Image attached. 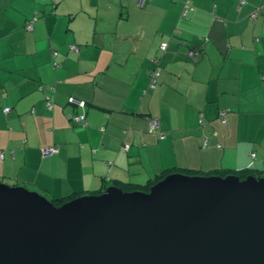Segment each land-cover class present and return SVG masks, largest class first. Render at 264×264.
Here are the masks:
<instances>
[{
	"label": "crops",
	"instance_id": "obj_1",
	"mask_svg": "<svg viewBox=\"0 0 264 264\" xmlns=\"http://www.w3.org/2000/svg\"><path fill=\"white\" fill-rule=\"evenodd\" d=\"M218 168L264 175V0H0V182L55 199Z\"/></svg>",
	"mask_w": 264,
	"mask_h": 264
},
{
	"label": "water",
	"instance_id": "obj_2",
	"mask_svg": "<svg viewBox=\"0 0 264 264\" xmlns=\"http://www.w3.org/2000/svg\"><path fill=\"white\" fill-rule=\"evenodd\" d=\"M0 264H264V176L172 172L60 205L0 182Z\"/></svg>",
	"mask_w": 264,
	"mask_h": 264
},
{
	"label": "trees",
	"instance_id": "obj_3",
	"mask_svg": "<svg viewBox=\"0 0 264 264\" xmlns=\"http://www.w3.org/2000/svg\"><path fill=\"white\" fill-rule=\"evenodd\" d=\"M79 48V47H78ZM165 49V48H164ZM79 51V50H78ZM190 54V53H189ZM191 57H192V59H195V60H197V58H198V56L197 55H190ZM155 60H157V59H155ZM157 62V61H156ZM170 170V169H169ZM176 172L175 170H170V171H164L161 175H157V177H155L154 179H152V180H150L147 184H145V185H135V184H132V185H123V184H120V186L119 185H117V186H119V187H121V188H123L124 190H137V189H141V190H146V191H148L149 190V188L151 187V185H153L154 183H156L158 180H160L161 178H163V177H165L167 174H170V173H172V172ZM190 171V170H189ZM179 172H181V171H179ZM195 172H197V171H195ZM182 173H185V172H182ZM191 173V172H190ZM206 173H209V172H206ZM231 173H233V174H237V175H239L241 178H245L247 175H250V174H254V175H256V176H264V175H262L260 172H257V171H254V170H252V169H250V168H242V169H239V170H233V171H229L228 169H224V168H222V169H220V168H218V169H214V170H212L211 172H210V174H207V175H211V174H215V175H222V176H226V175H228V174H231ZM188 174V173H187ZM124 184H128V183H124ZM72 198H75V197H60V198H55V199H53V201L57 204V205H60V204H62V203H64V202H66V201H68V200H70V199H72Z\"/></svg>",
	"mask_w": 264,
	"mask_h": 264
},
{
	"label": "built area",
	"instance_id": "obj_4",
	"mask_svg": "<svg viewBox=\"0 0 264 264\" xmlns=\"http://www.w3.org/2000/svg\"><path fill=\"white\" fill-rule=\"evenodd\" d=\"M146 1H148V0H139L140 4H143ZM254 15H257V12ZM162 46H163V48L166 49L167 43H163ZM70 47H71L72 50H75V51L79 50L78 46H76V45H70ZM189 52H190V55H197V50L196 49L190 50ZM155 74H157V73H155ZM9 110H10L9 107H6L4 109L5 112H8ZM71 119L73 121L77 122V123L78 122H85V115H77V116L72 117ZM150 125H151V131L157 130L159 128V126H160L159 119L157 117L151 119ZM58 150H59V148H57L55 146L46 147V148H44V155L45 156L54 155V154H56L58 152Z\"/></svg>",
	"mask_w": 264,
	"mask_h": 264
},
{
	"label": "rangeland",
	"instance_id": "obj_5",
	"mask_svg": "<svg viewBox=\"0 0 264 264\" xmlns=\"http://www.w3.org/2000/svg\"><path fill=\"white\" fill-rule=\"evenodd\" d=\"M197 171V172H195ZM189 172L188 174H192V175H197V174H200V175H207V174H210L211 171H205V170H202V172H199L198 170H190V171H187ZM191 172V173H190ZM205 172V173H204ZM206 172H209V173H206ZM187 174V173H186Z\"/></svg>",
	"mask_w": 264,
	"mask_h": 264
}]
</instances>
